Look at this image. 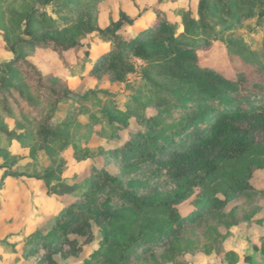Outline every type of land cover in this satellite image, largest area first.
I'll list each match as a JSON object with an SVG mask.
<instances>
[{"label":"rangeland","instance_id":"1","mask_svg":"<svg viewBox=\"0 0 264 264\" xmlns=\"http://www.w3.org/2000/svg\"><path fill=\"white\" fill-rule=\"evenodd\" d=\"M241 7L240 13L226 15L218 11L219 7L212 11L203 7L201 0H99L94 4L86 0L49 3L0 0V64L14 59L12 46L19 44L22 38L30 39L23 31L26 16L32 10L55 19L60 28L67 27L71 19L83 11L89 12L101 29L128 16L136 20V24L122 30L120 33L124 36L148 30L159 16L169 18L182 35L186 32V16L190 15L197 23L208 26L201 25L197 35L189 38L195 39L197 44L212 40L208 47L197 48L202 66L230 79L239 73L242 77L256 76L262 81L264 15L260 14L259 6L252 16L246 17L243 14L248 12L247 7ZM64 17L69 20L62 22ZM214 36L218 38L213 39ZM81 43L89 57L85 52L71 50L64 53L68 65L51 49L38 48L31 56L32 63L44 75L51 76V82L71 92L59 104L55 123L56 126L70 120L78 124L72 131L75 140L69 146L51 148L48 142L27 136L26 129L19 128L15 119L4 118V125L16 133V139L10 147L0 148V264H38V256L44 251L32 242L58 236L55 218L76 197L50 195L44 181L36 178L49 170H56V179H59L54 183L59 180L71 185L77 183L86 190L99 184L95 173L103 169L122 176L124 187L135 190L139 196L164 199L181 189V184L172 181L165 170L122 165L110 152L123 148L140 132L148 135L166 124L178 122L187 111L196 110L198 103L175 97V104L181 102V105L167 111L171 90L179 85L175 78L142 60L132 59L134 73L127 76L125 82H119L104 67L95 68L111 51L113 41L94 32L82 38ZM232 50L239 54L230 55ZM251 171L254 172L253 189L238 195L223 210L207 211L196 224L182 229L178 234L182 243L176 251L169 253L170 243L162 241L147 252L138 251L133 255L132 264H264V253L255 249L260 250L264 245V157L252 155L238 167L242 175ZM84 194L79 200H90L103 211H128L129 206L110 191L100 192L95 197ZM195 200L194 196L179 209L185 214L191 213ZM260 220L262 224L257 223ZM103 228L94 224V242L84 245L81 254L68 260L57 256L58 264H85L100 249ZM215 240L219 242L213 243ZM207 246L211 250L209 254L204 251ZM231 253L237 255V262L226 256Z\"/></svg>","mask_w":264,"mask_h":264},{"label":"trees","instance_id":"2","mask_svg":"<svg viewBox=\"0 0 264 264\" xmlns=\"http://www.w3.org/2000/svg\"><path fill=\"white\" fill-rule=\"evenodd\" d=\"M53 1L56 0H44ZM86 1L94 4L99 0ZM201 4L211 11L219 7L218 11L226 15L240 13L244 5L248 11L243 14L246 17L252 16L260 6V14L264 15V0H201ZM68 20L64 17L61 21ZM57 23L43 12L30 11L23 31L30 39L22 38L12 46L14 59L0 64V148L10 147L16 139V133L4 125L5 117L15 119L19 128L26 129L27 136L48 142L51 148H65L75 140L72 131L77 123L66 120L55 126L59 104L71 92L51 82V76L44 75L32 63L31 56L38 48H45L54 51L64 64V53L71 50L85 52L89 57L81 39L94 32L113 41L111 51L95 68L104 67L115 80L125 82L135 71L132 59L142 60L179 83L178 88L171 90L167 111L181 105V102L175 104V97L182 96V100L190 99L198 105L178 122L166 124L148 135L140 132L123 148L110 152L122 165L165 170L172 181L181 184V189L172 196L164 199L139 196L135 190L124 187L122 176L104 169L96 170L99 184L87 190L77 183L71 185L62 180L54 183L59 179L55 169L37 176L44 181L50 195L76 197L55 218L58 236L32 242L44 251L38 256V264H58L57 256L68 260L81 254L84 245L95 240L94 224L104 227V238L100 249L85 264H132L138 251L147 252L162 241L170 243L169 253L176 251L182 243L178 236L182 229L196 224L207 211L223 210L238 195L253 189L254 172L242 175L238 167L252 155L264 157V79L261 81L256 76L248 79L239 73L230 79L202 66L197 48L208 47L212 40L197 44L189 38L197 35L201 25L208 26L197 23L190 15L186 16V32L182 35L178 34L177 25L163 16L148 30L134 36L120 33L136 24L128 16H122L107 29L98 27L85 11L75 15L67 27L60 28ZM229 54L239 52L232 50ZM103 191H110L125 202L129 206L127 213L103 211L90 200H79L85 192L95 197ZM194 196V208L185 214L179 207ZM257 223L262 224L261 220ZM79 238L84 240L81 242ZM255 249L264 253V245L260 250ZM204 251L211 253L208 246ZM226 256L237 262L236 254Z\"/></svg>","mask_w":264,"mask_h":264}]
</instances>
